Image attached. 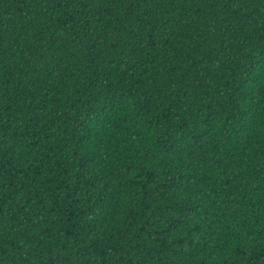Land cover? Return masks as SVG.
<instances>
[{
    "label": "trees",
    "instance_id": "obj_1",
    "mask_svg": "<svg viewBox=\"0 0 264 264\" xmlns=\"http://www.w3.org/2000/svg\"><path fill=\"white\" fill-rule=\"evenodd\" d=\"M0 264H264V0H0Z\"/></svg>",
    "mask_w": 264,
    "mask_h": 264
}]
</instances>
